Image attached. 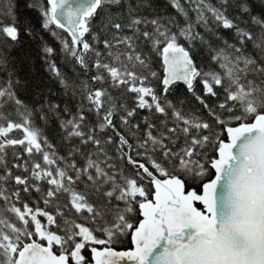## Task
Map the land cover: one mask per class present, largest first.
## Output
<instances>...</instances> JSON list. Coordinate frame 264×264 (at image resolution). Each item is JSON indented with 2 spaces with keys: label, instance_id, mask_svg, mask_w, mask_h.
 <instances>
[{
  "label": "snow or ice",
  "instance_id": "snow-or-ice-1",
  "mask_svg": "<svg viewBox=\"0 0 264 264\" xmlns=\"http://www.w3.org/2000/svg\"><path fill=\"white\" fill-rule=\"evenodd\" d=\"M0 264H264V0H0Z\"/></svg>",
  "mask_w": 264,
  "mask_h": 264
}]
</instances>
